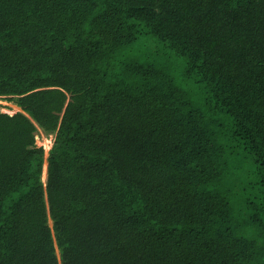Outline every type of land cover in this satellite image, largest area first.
Wrapping results in <instances>:
<instances>
[{"label":"trees","instance_id":"obj_1","mask_svg":"<svg viewBox=\"0 0 264 264\" xmlns=\"http://www.w3.org/2000/svg\"><path fill=\"white\" fill-rule=\"evenodd\" d=\"M0 99V264H264V0H0Z\"/></svg>","mask_w":264,"mask_h":264},{"label":"rangeland","instance_id":"obj_2","mask_svg":"<svg viewBox=\"0 0 264 264\" xmlns=\"http://www.w3.org/2000/svg\"><path fill=\"white\" fill-rule=\"evenodd\" d=\"M0 104L3 106L2 110L6 113L13 115V114L19 112V109H17V107L13 103L5 101L4 99H0ZM37 137H38L37 145L40 147H44V149H45V160H47V158L49 156V151L51 150V148L54 144V137L53 136H46L41 130H39ZM45 167H47V162H45L44 168ZM44 174H45V171H44ZM44 174H43V180H44ZM46 176H47V172H46ZM46 179H47V177H46ZM51 224H52V222H50V225Z\"/></svg>","mask_w":264,"mask_h":264},{"label":"bare ground","instance_id":"obj_3","mask_svg":"<svg viewBox=\"0 0 264 264\" xmlns=\"http://www.w3.org/2000/svg\"><path fill=\"white\" fill-rule=\"evenodd\" d=\"M17 109H19V111H21V109H20V108H18V107H17ZM44 171H45V174H44V181H46V177H47V176H46L47 167H45V168H44ZM51 225H52V224H51Z\"/></svg>","mask_w":264,"mask_h":264},{"label":"water","instance_id":"obj_4","mask_svg":"<svg viewBox=\"0 0 264 264\" xmlns=\"http://www.w3.org/2000/svg\"><path fill=\"white\" fill-rule=\"evenodd\" d=\"M19 112H21V111H19ZM36 139H38V137ZM47 167H48V165H47Z\"/></svg>","mask_w":264,"mask_h":264}]
</instances>
